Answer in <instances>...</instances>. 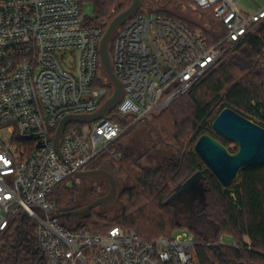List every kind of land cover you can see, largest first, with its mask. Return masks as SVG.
I'll return each instance as SVG.
<instances>
[{"label": "built area", "instance_id": "2783aa9c", "mask_svg": "<svg viewBox=\"0 0 264 264\" xmlns=\"http://www.w3.org/2000/svg\"><path fill=\"white\" fill-rule=\"evenodd\" d=\"M91 1L0 0V235L24 214L46 264H199L187 226L149 239L116 223L93 229L71 217L69 224L54 217L51 194L102 157L119 161L115 144L125 130L187 92L220 59L223 45L255 34L264 4L250 13L241 0H190L220 22L224 34L213 45L202 30L141 8L118 29L111 52L124 86L111 114H126L131 123L116 115L71 122L58 151L61 120L95 112L113 93L98 84L105 31L84 12Z\"/></svg>", "mask_w": 264, "mask_h": 264}, {"label": "trees", "instance_id": "16d2710c", "mask_svg": "<svg viewBox=\"0 0 264 264\" xmlns=\"http://www.w3.org/2000/svg\"><path fill=\"white\" fill-rule=\"evenodd\" d=\"M183 1L194 6L190 0ZM131 3L132 0H96L94 16L89 21L106 31L112 19ZM196 10L201 13L198 8ZM151 11L181 20L193 29L190 23L160 4ZM206 15L220 23L209 11ZM206 34H209L206 36L209 45L220 38L215 33ZM114 39L115 36L110 44L111 52ZM222 51L216 63H219L218 67L212 65L183 94H187L186 98L178 99L170 109V105L166 108L165 113L153 117L159 147L146 149L138 155L135 147L123 145L120 137L115 147L122 158L115 161L107 155L96 161L92 168L110 163L123 184L121 196L126 198L123 201L125 212L113 219H121L116 224L132 228L141 237L149 239L172 235L185 225L196 236L195 253L199 264H264V165L242 169L234 183L225 187L208 167L202 170L205 163L195 148L186 149L190 136L194 145L204 134L228 145L229 140L213 128L214 120L224 108H231L264 127V23L257 34H250L234 45L225 44ZM98 84L107 86L110 92L113 90L102 73ZM187 101L189 108L183 109ZM219 103L221 107L215 112ZM185 110L189 112L186 117L183 115ZM123 125L127 124L123 122ZM198 171L203 173L200 186L203 200L198 201L195 211L187 215L185 221L175 204L167 200L180 183ZM71 179L77 180L71 177L61 182L51 194L57 213L79 206L77 185L75 182L68 185ZM132 207L138 209L128 214ZM70 218L65 216L61 220ZM82 218L93 229H104L108 225L97 223L107 218L95 210ZM200 218L212 226L213 235L200 230ZM24 224L34 240L29 222ZM226 236L233 239V245L220 243ZM41 254L23 235L17 222L0 235V264H46Z\"/></svg>", "mask_w": 264, "mask_h": 264}, {"label": "water", "instance_id": "95a60500", "mask_svg": "<svg viewBox=\"0 0 264 264\" xmlns=\"http://www.w3.org/2000/svg\"><path fill=\"white\" fill-rule=\"evenodd\" d=\"M157 4L156 0H132L131 5L118 13L109 23L101 39L99 53L101 72L105 76L107 83L113 87V93L95 112L67 115L61 120L55 138V146L58 151L60 137L66 126L71 122L88 123L99 118H113L115 115L120 121L124 122L127 120L128 115L126 114H111L124 96V86L113 70L110 44L118 29L141 8L152 9ZM201 13L205 14L204 11H201ZM143 121L150 126L149 132L156 129V125L150 121L149 116H144ZM213 128L229 141L239 145L237 152H231L227 146L209 134L202 135L196 141V154L204 161L223 186L229 187L232 185L242 169L264 165V127L262 125L231 108H224L214 120ZM153 142L155 147L156 141L154 140ZM202 176L203 173L201 171L193 173L175 188L167 202H172L174 198L182 195L186 199V204L189 205L190 200L185 197V191L198 189L201 186ZM75 177L79 180L89 181L103 179L107 184L108 191L105 195L92 199L84 207L65 213H56L54 215L55 218L69 216L79 220L80 217L90 214L98 206L115 203L118 188L122 186L110 163H104L98 168L79 171L75 173ZM18 226L33 247L39 249L25 227L24 214L21 216ZM41 258H44L43 254H41Z\"/></svg>", "mask_w": 264, "mask_h": 264}, {"label": "rangeland", "instance_id": "374dc122", "mask_svg": "<svg viewBox=\"0 0 264 264\" xmlns=\"http://www.w3.org/2000/svg\"><path fill=\"white\" fill-rule=\"evenodd\" d=\"M156 1H159V2H157L158 5L160 4L161 6L166 7L168 12L174 13L178 17L186 20L187 23H190L195 31L202 30L204 32L205 36H207V37L209 34H206V32L215 33L218 36L224 34L223 28L216 21L207 17L206 13L203 14V13L198 12L196 10L195 6L190 5L186 1L179 0L178 3H175L172 0L171 1L170 0H156ZM263 3H264V0H241L239 7L242 10L251 13V12H254L256 10V8ZM84 12L90 18L94 16L95 4L93 1L84 4ZM259 28H258V30H259ZM258 30L256 31L255 34L258 33ZM218 61H219V59L217 60V62ZM215 64L212 67H214V68L218 67L219 63L216 65ZM182 97L186 98L187 94L177 98L175 101H173V103L176 102L178 99H181ZM173 103L169 106L168 109L171 108ZM189 105H190V103L188 101L185 102L183 109H186V108L188 109ZM220 107H221V103H219L214 108V111L217 112L220 109ZM168 109H166L165 111H161L158 114H152L151 116H149L150 121L153 122L154 116L161 115L162 113H165ZM188 113L189 112H186V110H185L184 114L182 112V114L185 115V117L188 115ZM125 123L127 124L126 126H128L131 123V120L125 121ZM149 129H150V126L147 125L144 121H139L137 123H134L125 130V132L121 136L120 141L123 145L134 146L135 152L138 155H141L142 153H144L146 149L155 150L153 141L154 140L156 141L155 147H159L160 143H159V140H157V138H159V137L157 136V134L155 132L156 129L152 132H149ZM188 140H189L188 141L189 145L186 149H188V150H191L192 148L194 149L196 143L194 145H192V142H193L192 137L190 136V138ZM227 148H229L230 150H233V151H238L239 145L235 142L229 141ZM170 152L172 153V151H170ZM206 167H207V165L205 164V166L203 167L202 170H204ZM74 182L77 185V188L79 191V193H78V204H79L78 208L86 206L87 204H89V202L92 199L103 196L108 191L107 184L103 179H97V180H93V181L79 180V179L73 181V179H71V181L68 183V185H74ZM121 185L123 186L122 182H121ZM122 186L118 188V192H117L116 198H115V203H110L108 205H101V206H98L95 209H93L96 211V213H103V215L106 216V218H107L106 220L97 221L98 224L104 225V224H108V223H117L119 220H121V219H116V220H113V219H115V217H119L123 212H125L124 202L126 201L125 200L126 198H125V196H121ZM185 197L186 198L188 197V199L190 200L189 205L188 204H185V205L179 204V208H180V210L187 212L184 215H186V214L191 215L195 211V209L198 205V201L203 200L201 187H199L198 189H195V190L185 191ZM78 208H76V209H78ZM137 209L138 208H136V207H134V208L132 207V209L127 213L129 214L130 212H134V211L136 212ZM62 218H64V217H62ZM72 219L73 218H70L68 220L63 219V222H67V223L71 224L73 221ZM79 219L80 220L83 219L85 221V219L82 217ZM181 222L185 223V221H181ZM199 223H200L199 228L201 231L206 232V233L208 232V233H210V235H213L212 234L213 228L206 220L200 218ZM180 230H181V228L176 229L172 233V235H176ZM223 240L227 244H230V245L234 244V241L231 237L226 236V237H224Z\"/></svg>", "mask_w": 264, "mask_h": 264}, {"label": "flooded vegetation", "instance_id": "af4514ba", "mask_svg": "<svg viewBox=\"0 0 264 264\" xmlns=\"http://www.w3.org/2000/svg\"><path fill=\"white\" fill-rule=\"evenodd\" d=\"M94 169V168H93ZM173 193V192H172ZM186 199H184V197L182 196V195H179V196H177L176 198H174L173 200H172V202L175 204V206H177V208H178V211H179V213H180V215H181V217H182V219H184L185 221H187V214L186 215H184L185 213H187L186 211H182V210H180V208H179V204H182V205H185L186 204V201H185Z\"/></svg>", "mask_w": 264, "mask_h": 264}, {"label": "crops", "instance_id": "0c3cea01", "mask_svg": "<svg viewBox=\"0 0 264 264\" xmlns=\"http://www.w3.org/2000/svg\"><path fill=\"white\" fill-rule=\"evenodd\" d=\"M263 4H264V3H263ZM263 4H261V5H263ZM261 5H260V6H261Z\"/></svg>", "mask_w": 264, "mask_h": 264}]
</instances>
